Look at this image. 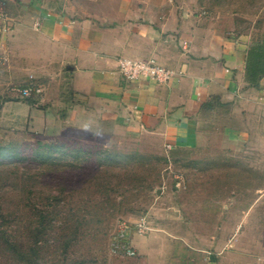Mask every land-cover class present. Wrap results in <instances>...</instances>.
<instances>
[{"label":"rangeland","instance_id":"obj_1","mask_svg":"<svg viewBox=\"0 0 264 264\" xmlns=\"http://www.w3.org/2000/svg\"><path fill=\"white\" fill-rule=\"evenodd\" d=\"M148 6L216 41L264 35V0H0V264H264V119L237 120L236 145L187 149L43 126L20 103L38 99L23 87L43 89V18L113 28Z\"/></svg>","mask_w":264,"mask_h":264},{"label":"crops","instance_id":"obj_2","mask_svg":"<svg viewBox=\"0 0 264 264\" xmlns=\"http://www.w3.org/2000/svg\"><path fill=\"white\" fill-rule=\"evenodd\" d=\"M168 9L148 6L135 23L113 28L43 18L36 73L42 94L20 101L24 110L43 126L61 121V130L69 122L129 135L158 133L174 148L236 145L247 135L237 130V120L264 119V79L257 86L245 81L250 43L204 37L189 18L170 26L162 22ZM125 58L155 59L182 74L168 83L129 82L118 67Z\"/></svg>","mask_w":264,"mask_h":264},{"label":"built area","instance_id":"obj_3","mask_svg":"<svg viewBox=\"0 0 264 264\" xmlns=\"http://www.w3.org/2000/svg\"><path fill=\"white\" fill-rule=\"evenodd\" d=\"M35 29L38 30V24L35 25ZM118 67L120 74L129 82L133 83H168L175 76L181 75L182 72L173 71L161 66L155 59H149L146 61H139L133 59H120L118 61ZM19 96L21 98H30L42 93L41 86L27 85L20 89ZM128 255L133 256L134 252L128 250Z\"/></svg>","mask_w":264,"mask_h":264},{"label":"trees","instance_id":"obj_4","mask_svg":"<svg viewBox=\"0 0 264 264\" xmlns=\"http://www.w3.org/2000/svg\"><path fill=\"white\" fill-rule=\"evenodd\" d=\"M245 81L250 86H257L264 79V35L261 40L252 43L244 62Z\"/></svg>","mask_w":264,"mask_h":264}]
</instances>
